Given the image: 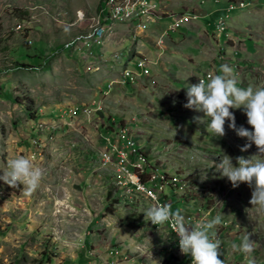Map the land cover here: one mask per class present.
<instances>
[{
	"label": "rangeland",
	"instance_id": "obj_1",
	"mask_svg": "<svg viewBox=\"0 0 264 264\" xmlns=\"http://www.w3.org/2000/svg\"><path fill=\"white\" fill-rule=\"evenodd\" d=\"M103 1L0 0V175L16 155L33 159L43 171L30 193L0 181V264H38L43 254L48 256L43 264H189L190 256L161 244L167 229L150 227L142 213L148 208L145 197L130 203L111 189V167L101 164L99 150L106 128L119 123L137 134L158 166L186 182L174 210L222 216L215 231L224 264H246L248 254L232 248L245 235L253 241L255 264H264V215L249 203L251 188L245 183L233 188L216 169L223 154L235 164L236 156L256 154V146L241 152L246 139L227 121L225 136L214 137L191 112L182 116L181 103L171 94L176 86L162 89L144 79L115 83L126 63L134 73L135 57L127 54L141 38L136 36L142 31L135 30L144 16L101 22ZM170 1L175 12L225 20L217 64L229 66L240 87L264 86V0H249L233 11L227 10L228 0ZM148 5L155 8L148 14L159 11L156 3ZM171 17L149 30L165 28ZM112 31L110 39L116 37L119 45L103 49ZM112 52H121L110 58L115 71L105 58ZM85 106L91 107L89 115L68 116V108ZM230 111L237 126L251 130L241 109ZM122 148L116 147V154H123Z\"/></svg>",
	"mask_w": 264,
	"mask_h": 264
},
{
	"label": "clouds",
	"instance_id": "obj_2",
	"mask_svg": "<svg viewBox=\"0 0 264 264\" xmlns=\"http://www.w3.org/2000/svg\"><path fill=\"white\" fill-rule=\"evenodd\" d=\"M127 31L130 36V31ZM219 72L220 74L207 72L211 74L207 79L199 77L198 82L187 83L183 87L186 96L183 107L202 113L192 119L197 125L206 126L205 130L211 132L214 137L225 136L227 121L229 129L238 137L246 139V143L240 147L241 152L253 144L256 146V154L248 157L236 156L235 164L232 157L223 154L216 169L221 177L227 178L233 188L238 187L240 183L247 184L251 188V207H255L259 214L264 215V159L252 158L264 157V86H238L233 70L227 65L222 64ZM230 109H241L251 130L243 125L237 126L234 113ZM42 177L43 171L33 159L16 155L7 161V169L0 175V181L11 188L23 185L30 193L39 187ZM142 213L153 225L171 223L179 250L182 254L190 256L191 264H224V260L219 258L221 241L215 231L222 222L221 215L205 217L196 223H186L182 210H173L167 203L153 204ZM232 248L234 251L248 254L246 264H255L254 258L250 256L254 245L249 235L242 237L239 244L233 243Z\"/></svg>",
	"mask_w": 264,
	"mask_h": 264
},
{
	"label": "built area",
	"instance_id": "obj_3",
	"mask_svg": "<svg viewBox=\"0 0 264 264\" xmlns=\"http://www.w3.org/2000/svg\"><path fill=\"white\" fill-rule=\"evenodd\" d=\"M248 2L249 0H228L227 10L232 11L242 8L248 4ZM148 3L155 2L143 0L142 4ZM105 5L113 6V3L110 2V0H106L102 5L101 11L103 12V17L106 19L108 15L105 14ZM118 9L119 8H113V12L118 11ZM162 15H164V13L144 14L142 25L135 31H146L152 23L161 19ZM186 19L187 17L184 14H181L178 18L172 16L171 21L167 24V30H173V28L179 27L182 21ZM216 30L218 34L225 30V20L220 18L217 21ZM103 53L106 55V52H102L101 55H103ZM120 54L121 52H112L105 58H113ZM145 62H147L146 57H135V74L116 79L115 83L122 85L125 83L134 84L135 81H142L143 79L154 83L155 80L150 78V73L144 70ZM208 77L209 73H205L199 79H207ZM108 87L111 88L112 85ZM90 108L91 107L88 106L68 108V116H87L91 111ZM102 135H104V139L106 140V147L100 148L99 159L102 165L111 167V189H120V193H123V200L128 199L130 203H133V201L140 198V196H143L148 202V207L156 203H167L170 204L174 210V203L178 201V199H176L177 196L184 194L187 187L180 173L176 171H167V169L158 166L157 162H155V160L147 154L146 150L139 145L140 140L137 134L133 132L127 124L119 123L117 126L113 125L110 129L106 128ZM116 147H123V154H116ZM141 168H148V175H141ZM117 198L121 197L117 196ZM174 199L176 200L174 201ZM198 211H200V209ZM202 219H204L203 216H185L186 223H196ZM149 223L150 227L155 230H164V228H166L168 233L166 241L178 247V240L170 222L158 226L153 225L150 221ZM178 251H180L179 247ZM189 264H191L190 258Z\"/></svg>",
	"mask_w": 264,
	"mask_h": 264
},
{
	"label": "crops",
	"instance_id": "obj_4",
	"mask_svg": "<svg viewBox=\"0 0 264 264\" xmlns=\"http://www.w3.org/2000/svg\"><path fill=\"white\" fill-rule=\"evenodd\" d=\"M151 1L157 4L156 11L160 9L157 1ZM158 1L161 4V13H164V15H162L161 19L151 24L153 27L160 26L161 24L159 21L162 19H166L169 16L178 18L183 14L182 12L173 11L175 7H173L170 0ZM166 1H169L171 6L166 3ZM187 14L188 13L184 14L187 19L182 21L181 25L174 30H167V26H165V28L162 27L160 29H152V27L151 30H149L150 28L148 27L146 31H142L140 35L136 36H141L140 39H142V41L134 37L137 40L135 41L134 48L129 50V53L131 55L134 54L135 57L144 56L147 58V62L144 63V70L147 72L148 69L149 73L150 68V78L155 80L158 83L157 85L162 89L167 88L169 85L176 86V89H173V93L171 94H175L174 96L179 99L182 116L185 114V116L188 117L189 112H191V116L201 115V113L183 107V104L186 103L185 89L183 87L187 83L198 82V78L205 72L218 74L223 62L221 61V64H217V59L219 57L216 44L224 46L225 40H221L222 33L218 34L215 28L216 21L218 20L217 18L206 19L210 16L195 13L192 15ZM199 18L205 20V23L203 24L200 22ZM123 25L127 28L126 23H123ZM207 29H210L211 32H208ZM169 31H172L170 35L168 34ZM112 34L113 31L106 36L105 42L101 45L103 49L109 50L119 45H117L116 37L110 39ZM148 46H151L152 50L147 48ZM126 68L128 69L127 63ZM133 70V74H135V69ZM136 82L138 81L134 83ZM167 100L170 102L175 101L172 97H168ZM133 207L136 211L139 210L140 203ZM139 224L141 225V223ZM161 244H167L171 249L174 248V250H178L177 246L171 242H167L163 237ZM170 253L171 252H169V254ZM180 257H182V254Z\"/></svg>",
	"mask_w": 264,
	"mask_h": 264
},
{
	"label": "bare ground",
	"instance_id": "obj_5",
	"mask_svg": "<svg viewBox=\"0 0 264 264\" xmlns=\"http://www.w3.org/2000/svg\"><path fill=\"white\" fill-rule=\"evenodd\" d=\"M115 1L116 0H110V2L113 3V6L112 5H105V14L108 15L107 18H106L107 20H110L108 18L118 19L119 20L122 17H125V18H128V19H130V18L134 19L136 17H141L142 15L144 16V14H148V13H150V11H152V9H155V8H152L151 5L149 6L148 4H142L143 0H137V1L136 0H120L121 2L118 1L117 3ZM158 3H159V6H161L160 2H158ZM110 8L112 10H110ZM113 8H119V9H118V11L113 12ZM158 13H161V7H160ZM100 16H103V12L102 11L100 12ZM174 29L175 28H173V30ZM138 35H140V34H138ZM127 56H129V57L134 56L135 57L134 54L131 55L130 53H128ZM108 59L110 60V58H108ZM112 63H114V62L111 61L110 67H111L112 70L115 71L116 70L115 65H117V64L114 63V65H112ZM120 72H121V68L119 67L117 69V73H118L119 77H120ZM130 73H132V72H130L129 69L125 68L124 69V73H123V77L124 76H129ZM115 80L116 79H114V81ZM105 147H106V140H105ZM146 170H147V168H141V175H145L146 172H147Z\"/></svg>",
	"mask_w": 264,
	"mask_h": 264
},
{
	"label": "trees",
	"instance_id": "obj_6",
	"mask_svg": "<svg viewBox=\"0 0 264 264\" xmlns=\"http://www.w3.org/2000/svg\"><path fill=\"white\" fill-rule=\"evenodd\" d=\"M105 1H106V0H104V1L102 2L101 5H103V3H104ZM99 8H100V6L98 7V10H99ZM101 9H102V7H101ZM101 9H100V12H101ZM100 20H101V22H103V21H104V22H105V21H108V20L105 19L103 16H101ZM21 65H24V64H21ZM24 66H28V65H24ZM47 260H48V256H47L46 254H43L42 257H41V259L39 260L38 264H43V263H45Z\"/></svg>",
	"mask_w": 264,
	"mask_h": 264
}]
</instances>
